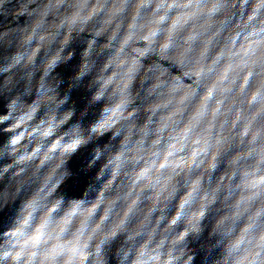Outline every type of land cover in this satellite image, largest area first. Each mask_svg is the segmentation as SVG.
Here are the masks:
<instances>
[{
    "label": "clouds",
    "instance_id": "obj_1",
    "mask_svg": "<svg viewBox=\"0 0 264 264\" xmlns=\"http://www.w3.org/2000/svg\"><path fill=\"white\" fill-rule=\"evenodd\" d=\"M0 264H264V0H0Z\"/></svg>",
    "mask_w": 264,
    "mask_h": 264
}]
</instances>
